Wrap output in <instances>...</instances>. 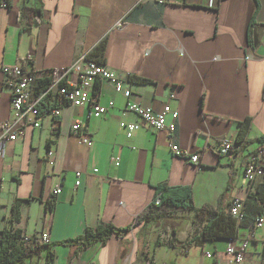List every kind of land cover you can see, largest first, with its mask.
I'll list each match as a JSON object with an SVG mask.
<instances>
[{"label":"crops","instance_id":"0c3cea01","mask_svg":"<svg viewBox=\"0 0 264 264\" xmlns=\"http://www.w3.org/2000/svg\"><path fill=\"white\" fill-rule=\"evenodd\" d=\"M102 40L99 63L124 80L130 97L102 81L98 102H113L105 114L87 117L85 107L64 106L55 119L44 116L40 128L28 125L15 141L0 144V230L48 234V244L28 264H230L227 240H192L205 223L192 212L139 217L161 185L190 187L196 207L218 211L245 196L242 152L219 155L216 143L235 138L248 117L251 141L241 144L243 151L264 147L256 141L264 135V0H10L0 7V120L11 115L2 66L40 78L90 55ZM127 101L153 109L169 103L178 113L174 143L198 153L199 163L175 155L165 131L141 126L127 138L119 123L137 121ZM75 120L90 136L89 147L71 130ZM48 149L53 166L45 160ZM16 200L22 202L12 220ZM99 225H111L114 233L85 243L84 229ZM246 234L241 227L237 238ZM263 248L264 226L255 230L243 264H264Z\"/></svg>","mask_w":264,"mask_h":264},{"label":"built area","instance_id":"2783aa9c","mask_svg":"<svg viewBox=\"0 0 264 264\" xmlns=\"http://www.w3.org/2000/svg\"><path fill=\"white\" fill-rule=\"evenodd\" d=\"M158 3L166 4L174 0H155ZM0 7H6L4 1ZM120 22H118V25ZM31 56H28L30 59ZM2 74L6 77L10 89V110L11 115L8 119L0 120V144L5 141H15L19 138L24 129L31 125L33 128H40L44 116L56 117L59 115L61 107L74 106L85 107L87 117H100L113 106L109 101L107 105H101L97 100V83L102 81L109 82L116 93L121 94L125 99L131 95L129 88L123 85L118 74L108 67L89 59L87 54L81 55L71 64L64 67L51 69L44 73L43 76L49 78V83L45 89L39 93H34L32 84L36 78L34 73L26 71L19 66L1 67ZM43 105L49 108L41 111ZM125 109L137 117L135 122H120L119 128L124 132L127 138L141 126L153 131H165L168 138V147L177 156L187 157L190 163H199L198 153H187L178 147L173 140L176 130L177 111L170 108L169 103H165L159 109H153L150 106H144L135 102L127 101ZM169 117V121H167ZM82 124L75 120L71 124V130L78 134V143L89 147L91 138L86 132H80ZM217 153L224 156H232L242 152V178L244 184L241 186L245 196L243 198H233L228 206V212L236 220L240 229V223L243 220L244 201L247 196L255 189L256 184L264 177V147L259 146L253 150L243 151L245 148L241 144H236L235 138H222L217 140ZM46 162L53 166L55 154L53 149H48L45 155ZM118 157H112L111 162L118 164ZM96 172V170H94ZM79 172H75V185L79 184ZM63 181V179H61ZM59 193L61 186L52 190V201ZM159 199L157 197L155 203ZM264 226V208L254 218L252 224L247 228V234L244 238H233L227 240L225 253L230 257V264H243L245 254L249 243L254 239L255 230ZM23 243L32 245L48 244V234L46 232L34 234H22ZM205 255L210 257L211 254L206 252Z\"/></svg>","mask_w":264,"mask_h":264},{"label":"trees","instance_id":"16d2710c","mask_svg":"<svg viewBox=\"0 0 264 264\" xmlns=\"http://www.w3.org/2000/svg\"><path fill=\"white\" fill-rule=\"evenodd\" d=\"M4 1L6 7L10 6V0H0V5ZM38 14V11L35 12ZM254 23L251 20L248 25V43H251L252 29ZM105 45V41L102 40L95 47L93 52L88 55L96 56V62H100L102 58V51ZM93 60V59H92ZM33 73V72H31ZM129 81L137 83L149 82L147 79L129 76ZM49 78L46 76L35 78L32 84L34 93H39L47 87ZM49 107L43 105L41 111L47 110ZM56 117H54L55 119ZM250 118H245L240 122L238 131L235 136L236 144L246 145L250 143V139H247L250 131ZM253 141V140H252ZM258 142L264 141V135L256 139ZM159 202L156 204V199ZM22 200H16L11 206L12 220H17L19 216V206ZM51 201L46 204L49 207ZM264 208V180L257 183L255 189L250 193L244 201L243 208V220L240 223V228H248L254 218ZM187 211L192 212L196 217H200L205 220L204 225L197 235L192 236V240L201 241H216L219 239L229 240L237 237L238 226L236 220L230 215L228 210L218 211L208 205L196 207L192 199V191L190 187H172L169 188L165 185L156 187L155 198L148 206V210L143 213L139 219H145L146 221L156 220L162 218L164 215L170 212ZM138 219V220H139ZM114 228L111 225H99L95 228H85L83 237L85 243L93 241H104L106 237L114 233ZM23 233L19 229L3 228L0 230V264H28L32 257L38 255L40 249L44 245H32L29 243H23L21 235ZM262 256L264 258V248L262 250Z\"/></svg>","mask_w":264,"mask_h":264},{"label":"water","instance_id":"95a60500","mask_svg":"<svg viewBox=\"0 0 264 264\" xmlns=\"http://www.w3.org/2000/svg\"><path fill=\"white\" fill-rule=\"evenodd\" d=\"M253 37H254V41H256V40H257V36H256V34H255V31H254V35H253Z\"/></svg>","mask_w":264,"mask_h":264}]
</instances>
